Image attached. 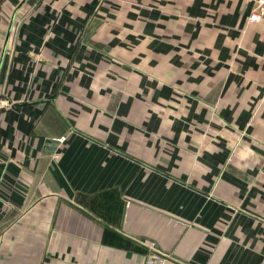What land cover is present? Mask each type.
I'll use <instances>...</instances> for the list:
<instances>
[{"label": "crops", "instance_id": "1", "mask_svg": "<svg viewBox=\"0 0 264 264\" xmlns=\"http://www.w3.org/2000/svg\"><path fill=\"white\" fill-rule=\"evenodd\" d=\"M252 7L0 0V264H264Z\"/></svg>", "mask_w": 264, "mask_h": 264}, {"label": "built area", "instance_id": "2", "mask_svg": "<svg viewBox=\"0 0 264 264\" xmlns=\"http://www.w3.org/2000/svg\"><path fill=\"white\" fill-rule=\"evenodd\" d=\"M264 19V0H253V7L249 14V21H261ZM149 252L145 257V264H169V253L159 248L155 241L149 240Z\"/></svg>", "mask_w": 264, "mask_h": 264}, {"label": "water", "instance_id": "3", "mask_svg": "<svg viewBox=\"0 0 264 264\" xmlns=\"http://www.w3.org/2000/svg\"><path fill=\"white\" fill-rule=\"evenodd\" d=\"M11 25H12V19L9 23V27H8V30H7V33H6V37H5V40H4V44H3V48H2V52H1V56L3 55L4 53V49H5V46H6V43H7V40H8V35H9V32H10V28H11ZM57 142V140H54V139H48L47 140V143L49 144H55Z\"/></svg>", "mask_w": 264, "mask_h": 264}]
</instances>
